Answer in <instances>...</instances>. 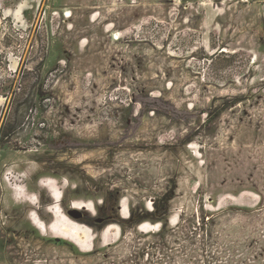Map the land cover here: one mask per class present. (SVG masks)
I'll return each mask as SVG.
<instances>
[{
	"label": "rangeland",
	"instance_id": "rangeland-1",
	"mask_svg": "<svg viewBox=\"0 0 264 264\" xmlns=\"http://www.w3.org/2000/svg\"><path fill=\"white\" fill-rule=\"evenodd\" d=\"M0 264H264V0H0Z\"/></svg>",
	"mask_w": 264,
	"mask_h": 264
},
{
	"label": "flooded vegetation",
	"instance_id": "flooded-vegetation-1",
	"mask_svg": "<svg viewBox=\"0 0 264 264\" xmlns=\"http://www.w3.org/2000/svg\"><path fill=\"white\" fill-rule=\"evenodd\" d=\"M28 190V189H27ZM120 207L122 208V205H120ZM39 209V208H38ZM128 209H129V216H127V217H123L122 216V213H121V216H122V218L123 219H128V221H127V223H132V222H134L135 220H136V217H135V215H134V213H133V211H131V208H129L128 207ZM122 211V209H120V212ZM35 212H37V211H35ZM38 213V212H37ZM82 213V212H81ZM158 213V210H156V214ZM39 214V213H38ZM83 214V213H82ZM154 215V214H153ZM40 216V215H39ZM29 218V217H28ZM84 218V214H83V217L80 219V220H82ZM106 218V217H105ZM105 218L104 219H98V223H103L104 222V220H105ZM107 218H109V219H112L113 217H112V215H109ZM80 220H78V221H80ZM31 222V221H30ZM143 223H146V222H143ZM143 223H141V224H139L138 225V228H139V226L140 225H142ZM161 223V222H160ZM148 224H150L151 225V228L153 229V228H156L158 225H153V224H151V223H148ZM33 225V224H32ZM34 226V225H33ZM35 227V226H34ZM158 230H160V229H158ZM40 232V231H39ZM40 234H42L41 232H40ZM45 236V235H44ZM47 236V235H46ZM54 241H55V243H60V242H64L65 244H67L66 242L67 241H65L64 239H61V238H57V237H54Z\"/></svg>",
	"mask_w": 264,
	"mask_h": 264
},
{
	"label": "bare ground",
	"instance_id": "bare-ground-1",
	"mask_svg": "<svg viewBox=\"0 0 264 264\" xmlns=\"http://www.w3.org/2000/svg\"><path fill=\"white\" fill-rule=\"evenodd\" d=\"M56 197L58 198L59 196L56 195ZM83 207H85V205ZM124 214H127L126 209H124ZM61 217H62V221H64L65 223H68V222L70 223V219H68L66 217V215H62ZM31 220H32V223H34L35 225H39L40 224V221H39L38 218H34L33 217ZM145 228H146L145 226L142 227L143 230H145ZM62 229H65V228H62ZM73 234H74L75 238H80V232L78 230H75Z\"/></svg>",
	"mask_w": 264,
	"mask_h": 264
},
{
	"label": "water",
	"instance_id": "water-1",
	"mask_svg": "<svg viewBox=\"0 0 264 264\" xmlns=\"http://www.w3.org/2000/svg\"><path fill=\"white\" fill-rule=\"evenodd\" d=\"M67 216L71 219H74V220H80L82 217H83V214L81 213L80 210H77V209H70L68 212H67Z\"/></svg>",
	"mask_w": 264,
	"mask_h": 264
}]
</instances>
